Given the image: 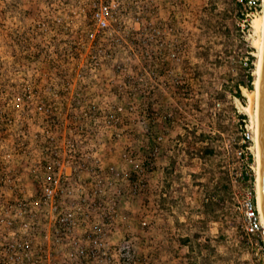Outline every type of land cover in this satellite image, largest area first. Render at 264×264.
<instances>
[{
	"label": "rangeland",
	"instance_id": "obj_1",
	"mask_svg": "<svg viewBox=\"0 0 264 264\" xmlns=\"http://www.w3.org/2000/svg\"><path fill=\"white\" fill-rule=\"evenodd\" d=\"M262 1L248 18L244 0H0V179L27 185L0 195L32 192L19 152L44 125L34 105L53 99L51 119L106 146L129 264H264L262 229L245 232L241 207L248 190L256 202ZM100 2L111 25L96 34Z\"/></svg>",
	"mask_w": 264,
	"mask_h": 264
},
{
	"label": "built area",
	"instance_id": "obj_2",
	"mask_svg": "<svg viewBox=\"0 0 264 264\" xmlns=\"http://www.w3.org/2000/svg\"><path fill=\"white\" fill-rule=\"evenodd\" d=\"M244 1L249 18L260 2ZM102 5L92 14L96 34L111 25L109 6ZM48 92L54 97L57 91L48 86ZM50 100L53 103L34 105L35 111L44 113V125L19 152V160L24 159L19 165L27 170L32 192L0 195V264H129L135 249L129 233L119 234L117 229L118 221L128 216L120 211L121 185L108 176L114 167L101 160L105 145L94 130L90 133L75 121L51 119V110L60 105ZM62 105L69 108L66 102ZM114 122L113 116L107 121L109 126ZM249 139L245 133L243 140ZM7 177L0 179V190L27 189L17 178L7 182ZM137 190L134 183L131 191ZM241 207L245 232L256 234L262 225L251 190L244 194ZM140 224L147 227L149 221L143 218Z\"/></svg>",
	"mask_w": 264,
	"mask_h": 264
},
{
	"label": "bare ground",
	"instance_id": "obj_3",
	"mask_svg": "<svg viewBox=\"0 0 264 264\" xmlns=\"http://www.w3.org/2000/svg\"><path fill=\"white\" fill-rule=\"evenodd\" d=\"M262 13L259 17H256L253 20V26L259 32L258 38L254 42V46L258 48V59L256 62V67L254 70L255 78H254V98H255V108H254V142L256 148V178H255V188H256V207L259 212L262 232L264 234V215L261 207V199H260V183H259V150H258V109H259V92H260V82H261V74H262V66H263V55H264V0L262 1ZM244 109L246 111L249 110V105L245 106Z\"/></svg>",
	"mask_w": 264,
	"mask_h": 264
},
{
	"label": "water",
	"instance_id": "obj_4",
	"mask_svg": "<svg viewBox=\"0 0 264 264\" xmlns=\"http://www.w3.org/2000/svg\"><path fill=\"white\" fill-rule=\"evenodd\" d=\"M259 183L261 207L264 215V55L259 92L258 109Z\"/></svg>",
	"mask_w": 264,
	"mask_h": 264
},
{
	"label": "trees",
	"instance_id": "obj_5",
	"mask_svg": "<svg viewBox=\"0 0 264 264\" xmlns=\"http://www.w3.org/2000/svg\"><path fill=\"white\" fill-rule=\"evenodd\" d=\"M247 86H248V85H247ZM261 242H262V244H263V246H264V241L261 240Z\"/></svg>",
	"mask_w": 264,
	"mask_h": 264
},
{
	"label": "crops",
	"instance_id": "obj_6",
	"mask_svg": "<svg viewBox=\"0 0 264 264\" xmlns=\"http://www.w3.org/2000/svg\"><path fill=\"white\" fill-rule=\"evenodd\" d=\"M158 205V204H157Z\"/></svg>",
	"mask_w": 264,
	"mask_h": 264
}]
</instances>
